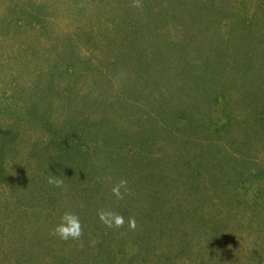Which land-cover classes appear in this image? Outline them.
I'll use <instances>...</instances> for the list:
<instances>
[{"label": "rangeland", "instance_id": "1", "mask_svg": "<svg viewBox=\"0 0 264 264\" xmlns=\"http://www.w3.org/2000/svg\"><path fill=\"white\" fill-rule=\"evenodd\" d=\"M0 264H264V0H0Z\"/></svg>", "mask_w": 264, "mask_h": 264}, {"label": "clouds", "instance_id": "2", "mask_svg": "<svg viewBox=\"0 0 264 264\" xmlns=\"http://www.w3.org/2000/svg\"><path fill=\"white\" fill-rule=\"evenodd\" d=\"M49 183L54 184L56 187H60L62 181L58 177H53L49 180ZM125 180H121L120 183L113 188V193L119 197L120 196V188L126 185ZM100 219L104 220L105 216H112L114 219L115 226H122L124 223V219L122 216L117 215L116 213H100ZM109 227L112 224H108ZM129 226L135 228V220H130ZM53 234L58 236L62 240L68 239H79L82 235V224L80 221V217L71 211H65L59 218V222L56 224L53 230Z\"/></svg>", "mask_w": 264, "mask_h": 264}]
</instances>
